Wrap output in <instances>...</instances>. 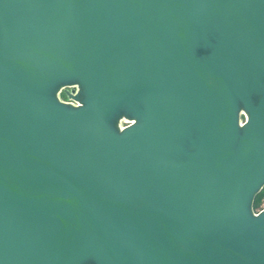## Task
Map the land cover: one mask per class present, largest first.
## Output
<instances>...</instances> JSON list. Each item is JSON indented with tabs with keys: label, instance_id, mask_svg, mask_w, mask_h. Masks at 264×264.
Listing matches in <instances>:
<instances>
[{
	"label": "water",
	"instance_id": "water-1",
	"mask_svg": "<svg viewBox=\"0 0 264 264\" xmlns=\"http://www.w3.org/2000/svg\"><path fill=\"white\" fill-rule=\"evenodd\" d=\"M263 190L264 0H0V264H264Z\"/></svg>",
	"mask_w": 264,
	"mask_h": 264
},
{
	"label": "rangeland",
	"instance_id": "rangeland-1",
	"mask_svg": "<svg viewBox=\"0 0 264 264\" xmlns=\"http://www.w3.org/2000/svg\"><path fill=\"white\" fill-rule=\"evenodd\" d=\"M62 99H64V100L67 99L66 96H65L64 94L62 95ZM263 208H264V197L262 198V200H260L259 205L255 208V211H256V212H259V211H261Z\"/></svg>",
	"mask_w": 264,
	"mask_h": 264
},
{
	"label": "trees",
	"instance_id": "trees-1",
	"mask_svg": "<svg viewBox=\"0 0 264 264\" xmlns=\"http://www.w3.org/2000/svg\"><path fill=\"white\" fill-rule=\"evenodd\" d=\"M264 197V190L257 196L256 201H255V205H254V209L259 205L260 200H262V198Z\"/></svg>",
	"mask_w": 264,
	"mask_h": 264
},
{
	"label": "built area",
	"instance_id": "built-area-1",
	"mask_svg": "<svg viewBox=\"0 0 264 264\" xmlns=\"http://www.w3.org/2000/svg\"><path fill=\"white\" fill-rule=\"evenodd\" d=\"M69 103H71V104H73V105H78V103L77 102H75V101H73V100H69L68 101ZM125 124V125H124ZM127 125H129V123H122L121 124V128L123 129L125 126H127Z\"/></svg>",
	"mask_w": 264,
	"mask_h": 264
},
{
	"label": "bare ground",
	"instance_id": "bare-ground-1",
	"mask_svg": "<svg viewBox=\"0 0 264 264\" xmlns=\"http://www.w3.org/2000/svg\"><path fill=\"white\" fill-rule=\"evenodd\" d=\"M125 123H129V122H125Z\"/></svg>",
	"mask_w": 264,
	"mask_h": 264
}]
</instances>
